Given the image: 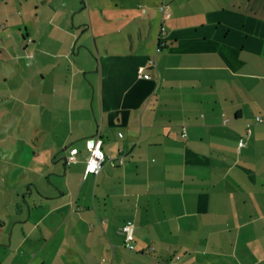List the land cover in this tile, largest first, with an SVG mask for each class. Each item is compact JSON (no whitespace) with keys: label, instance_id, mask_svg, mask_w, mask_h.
<instances>
[{"label":"crops","instance_id":"0c3cea01","mask_svg":"<svg viewBox=\"0 0 264 264\" xmlns=\"http://www.w3.org/2000/svg\"><path fill=\"white\" fill-rule=\"evenodd\" d=\"M93 137L124 163L84 176ZM0 248L264 264V0H0Z\"/></svg>","mask_w":264,"mask_h":264},{"label":"built area","instance_id":"2783aa9c","mask_svg":"<svg viewBox=\"0 0 264 264\" xmlns=\"http://www.w3.org/2000/svg\"><path fill=\"white\" fill-rule=\"evenodd\" d=\"M162 13L164 17L169 16V11L165 5L161 6ZM164 35V28H160L159 32V40L158 45L156 47V52L160 51L161 48L164 46V41L162 39V36ZM30 41V39H28ZM144 67H139L137 69V72L139 75H142L144 78H147L148 75L143 73ZM257 121H260V117H256ZM246 134L249 133V129L247 128L245 130ZM184 129H182V135H184ZM120 135V134H119ZM245 142L241 138L238 141V146L242 147L244 146ZM102 140L99 137H93L86 140V148L88 151L86 163L83 171V175L87 174H93L96 175L104 162H108L110 166H116L121 165L124 163V158L121 154L118 156L111 158L109 156H106L105 153L102 150ZM77 153L78 151L75 148L69 149L67 154L64 157V162L66 165L74 164L77 161ZM122 234H123V245L130 250H136V244L134 242V236H133V226L131 224H125L122 226ZM178 258V256H176Z\"/></svg>","mask_w":264,"mask_h":264},{"label":"rangeland","instance_id":"374dc122","mask_svg":"<svg viewBox=\"0 0 264 264\" xmlns=\"http://www.w3.org/2000/svg\"><path fill=\"white\" fill-rule=\"evenodd\" d=\"M0 251H1V254H3V255L0 254V261L3 262V264H11L12 260L17 255L13 252H10L9 249L3 248V253H2V250L0 248Z\"/></svg>","mask_w":264,"mask_h":264}]
</instances>
